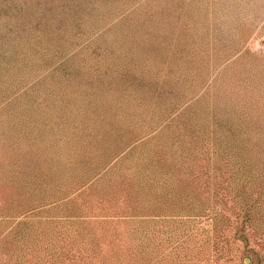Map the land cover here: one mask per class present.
I'll return each mask as SVG.
<instances>
[{"label":"rangeland","instance_id":"obj_1","mask_svg":"<svg viewBox=\"0 0 264 264\" xmlns=\"http://www.w3.org/2000/svg\"><path fill=\"white\" fill-rule=\"evenodd\" d=\"M0 264H264V0H0Z\"/></svg>","mask_w":264,"mask_h":264}]
</instances>
